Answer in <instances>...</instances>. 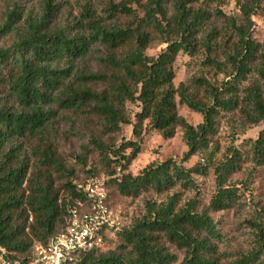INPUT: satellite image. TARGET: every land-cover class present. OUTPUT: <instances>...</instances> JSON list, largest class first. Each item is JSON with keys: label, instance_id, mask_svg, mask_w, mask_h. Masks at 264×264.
I'll return each mask as SVG.
<instances>
[{"label": "trees", "instance_id": "trees-1", "mask_svg": "<svg viewBox=\"0 0 264 264\" xmlns=\"http://www.w3.org/2000/svg\"><path fill=\"white\" fill-rule=\"evenodd\" d=\"M35 1L0 0V42L9 41L0 46V259L29 264L37 244L46 245L69 225L72 208L87 205L77 183L104 177L105 187L113 185L121 197L150 192L157 199L145 201L143 215L115 233L118 247L103 252L111 241L106 239L67 264H221L218 244L224 236L212 213L234 207L239 188L228 181L245 158L235 147L221 153L212 138L224 114L239 112L243 132L264 122V41L252 35L253 18L264 13L262 0H234L237 17L221 12L225 0H135L136 9L109 0L102 14L88 5L80 20L66 26L56 23L66 0H40L37 10ZM121 16L128 22L113 24ZM213 20L223 21L228 33H220ZM156 35L166 46L149 57ZM198 49L206 67L225 73V79L215 85L200 77L175 87L178 55L193 56ZM95 52L99 70L78 65ZM253 72L257 78L244 86ZM128 103L140 105L133 124ZM178 105L200 114L202 122H187ZM86 110L109 133L131 125L139 137L148 121L169 140L179 129L187 151L178 162L151 163L134 176L129 168L141 153L136 141L116 147L95 140L102 172L88 164L84 152L68 166L55 146V119L61 111ZM249 154L254 168L264 166V129L250 142ZM194 156L199 162L186 168ZM209 171L215 191L202 205L195 177ZM188 191L194 197L181 204ZM250 227L253 248L226 264H264V228L256 221ZM167 245L182 253L181 261Z\"/></svg>", "mask_w": 264, "mask_h": 264}, {"label": "rangeland", "instance_id": "rangeland-1", "mask_svg": "<svg viewBox=\"0 0 264 264\" xmlns=\"http://www.w3.org/2000/svg\"><path fill=\"white\" fill-rule=\"evenodd\" d=\"M32 3L34 9L37 10L38 2ZM109 0H66L62 2V15H60L56 23L60 25H68L74 20L81 19L84 8L88 5L102 14L101 10L104 4ZM114 2H124L128 7L136 9L135 0H112ZM141 4H145L147 0H137ZM264 5V0H262ZM223 14L228 17H237L239 12L234 0H225L224 4L219 8ZM1 19V12H0ZM253 39L258 43L264 41V13L260 12L253 18ZM123 24L128 22L126 17H119V20L113 21V24ZM214 25L220 33H228L226 26L221 20H213ZM162 36L156 35L146 50V55L156 57L161 50L165 48ZM8 39L2 40L0 46H6ZM98 53H92L79 62V66L90 71L99 70L96 56ZM175 78L174 86L178 87L180 83L189 84L195 78L204 77L213 84H220L225 79V73H219L216 68L206 67L204 64L203 51L198 49L193 56L180 53L174 64ZM229 71V70H228ZM255 73L251 74L244 86L255 80ZM202 91L199 92V97ZM176 98V102H178ZM127 113L131 123H135V114L140 111L139 104H130L127 106ZM178 113L184 117L187 122L192 125H198L202 122V116L192 112L184 105H178ZM242 116L239 112L222 115L217 134L212 138L213 143L218 145L221 153L227 148L235 147L244 153L245 161L241 165L240 172L231 176L228 184L236 185L239 188V197L233 208L226 211L212 213V217L216 222L217 228L224 236L222 243L218 244L219 254L221 255V264H226L234 260L240 253L248 252L253 248L255 243L254 230L250 227V222L256 221L264 228V166L254 168L250 161V142L257 139L259 132L264 129V122L257 126L247 128L242 131ZM56 135L55 146L58 154L64 160L65 164L71 166L75 164L74 156L84 152L87 156L88 164H94L99 172H102L104 162L101 161L102 154L96 149L92 141L99 140L106 145L119 146L124 141H136L141 146V153L133 161L129 172L137 175L144 167L151 163H160L168 159L181 160L183 154L187 151L183 141V134L178 129L175 136L169 140H163L161 136L153 130L148 121L142 125V131L139 137H135L132 133V126H124L122 130L115 133L105 131L98 117L91 114L90 111L72 112L61 111L55 119ZM85 149V150H84ZM129 151H127L128 153ZM199 157H191L189 161L183 165L186 168L192 167L199 162ZM102 174V173H101ZM197 189L199 191L198 200L202 205H206L215 191V179L213 171H209L205 177H195ZM108 205L113 213L128 222L129 219L141 217L144 213V202L147 200H155L152 193H144L138 198H124L117 194L113 185L106 186ZM194 192H185L182 195L181 204L194 197ZM161 198V197H160ZM126 216V217H125ZM125 218V219H124ZM126 220V221H125ZM125 224V223H124ZM59 228L57 232L60 231ZM109 243L102 247V251L113 250L118 247L120 240L112 237ZM177 258L181 261L183 255L172 245H167ZM0 264H8L0 259Z\"/></svg>", "mask_w": 264, "mask_h": 264}, {"label": "built area", "instance_id": "built-area-1", "mask_svg": "<svg viewBox=\"0 0 264 264\" xmlns=\"http://www.w3.org/2000/svg\"><path fill=\"white\" fill-rule=\"evenodd\" d=\"M116 172L120 175V167ZM107 180L104 177H91L77 183L78 190L85 195L87 205L72 208L69 225L46 245L37 244L29 264L71 263L77 252L100 248L106 239L120 231L124 222L108 205L105 187Z\"/></svg>", "mask_w": 264, "mask_h": 264}]
</instances>
